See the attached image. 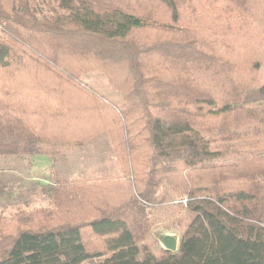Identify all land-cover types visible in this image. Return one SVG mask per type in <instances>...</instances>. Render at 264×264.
Wrapping results in <instances>:
<instances>
[{
  "label": "trees",
  "instance_id": "obj_1",
  "mask_svg": "<svg viewBox=\"0 0 264 264\" xmlns=\"http://www.w3.org/2000/svg\"><path fill=\"white\" fill-rule=\"evenodd\" d=\"M89 71L119 107L76 88ZM102 133L120 174L1 215L0 264H264V0H0V158ZM166 203L178 248L154 253Z\"/></svg>",
  "mask_w": 264,
  "mask_h": 264
},
{
  "label": "rangeland",
  "instance_id": "obj_2",
  "mask_svg": "<svg viewBox=\"0 0 264 264\" xmlns=\"http://www.w3.org/2000/svg\"><path fill=\"white\" fill-rule=\"evenodd\" d=\"M76 88L84 91L98 106L101 102H107L114 107H119L122 104L119 92L102 71L86 72L81 76ZM15 158L20 159V157ZM0 159L2 160L0 169L5 170L1 173L15 169L14 176L16 177L15 185L11 191L6 188L0 194V216H9L17 209L30 211L52 207L44 187L57 181H92L120 174L106 133L98 135L83 146H69L53 159L45 156H39L32 160L22 159L7 162H4V158ZM5 175L7 174L2 176L4 180ZM169 196L172 202L183 198L181 191L175 190L170 191ZM153 215L154 222L151 229L153 242L150 243V247L154 253H158L165 250L162 243L165 236H171L179 242L177 220L181 218L182 214L166 203L165 206L156 208Z\"/></svg>",
  "mask_w": 264,
  "mask_h": 264
},
{
  "label": "water",
  "instance_id": "obj_3",
  "mask_svg": "<svg viewBox=\"0 0 264 264\" xmlns=\"http://www.w3.org/2000/svg\"><path fill=\"white\" fill-rule=\"evenodd\" d=\"M162 243L165 247V250L172 253L175 252L178 248V241L171 236H165L162 239Z\"/></svg>",
  "mask_w": 264,
  "mask_h": 264
},
{
  "label": "crops",
  "instance_id": "obj_4",
  "mask_svg": "<svg viewBox=\"0 0 264 264\" xmlns=\"http://www.w3.org/2000/svg\"><path fill=\"white\" fill-rule=\"evenodd\" d=\"M36 158H39V156H35V157H34V159H36ZM41 158H44V157H41ZM45 159H46V158H45ZM46 160H47V159H46Z\"/></svg>",
  "mask_w": 264,
  "mask_h": 264
}]
</instances>
